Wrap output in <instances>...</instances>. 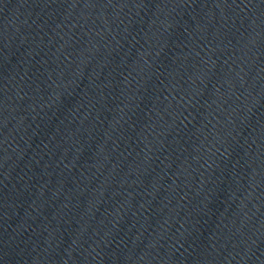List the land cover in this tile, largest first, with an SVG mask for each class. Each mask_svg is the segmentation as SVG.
I'll return each instance as SVG.
<instances>
[{
	"label": "water",
	"instance_id": "1",
	"mask_svg": "<svg viewBox=\"0 0 264 264\" xmlns=\"http://www.w3.org/2000/svg\"><path fill=\"white\" fill-rule=\"evenodd\" d=\"M0 264H264V0H0Z\"/></svg>",
	"mask_w": 264,
	"mask_h": 264
}]
</instances>
